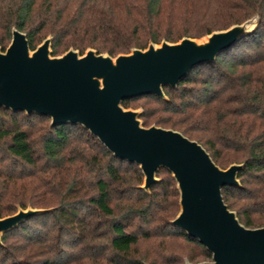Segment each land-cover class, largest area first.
Masks as SVG:
<instances>
[{
	"label": "trees",
	"instance_id": "trees-1",
	"mask_svg": "<svg viewBox=\"0 0 264 264\" xmlns=\"http://www.w3.org/2000/svg\"><path fill=\"white\" fill-rule=\"evenodd\" d=\"M253 17V33L193 67L177 87H164L167 100L141 95L122 105L143 107L144 126L180 132L222 169L242 164L240 186L223 188L222 197L241 224L257 228L264 225V0H0V45L8 47L16 28L32 49L51 36L54 56L92 48L116 57ZM157 176L148 192L140 167L116 158L84 127L0 107V218L29 206L53 209L3 235L0 264L210 260L170 224L179 193L168 171Z\"/></svg>",
	"mask_w": 264,
	"mask_h": 264
},
{
	"label": "water",
	"instance_id": "water-1",
	"mask_svg": "<svg viewBox=\"0 0 264 264\" xmlns=\"http://www.w3.org/2000/svg\"><path fill=\"white\" fill-rule=\"evenodd\" d=\"M257 24L253 17L199 39L150 42L116 57L92 48L54 56L51 36L32 49L27 35L14 28L8 47L0 45V107L48 117L52 126L84 127L116 158L140 167L141 188L148 192L159 181L157 174L168 171L179 193V211L170 224L210 255V260L184 264H264V225L245 227L222 197L223 188L240 186L243 165L222 169L196 141L171 129L146 127L143 109L122 105L141 95L167 100L164 87H177L193 67L213 62ZM50 211L29 206L0 218V245L6 232Z\"/></svg>",
	"mask_w": 264,
	"mask_h": 264
},
{
	"label": "rangeland",
	"instance_id": "rangeland-1",
	"mask_svg": "<svg viewBox=\"0 0 264 264\" xmlns=\"http://www.w3.org/2000/svg\"><path fill=\"white\" fill-rule=\"evenodd\" d=\"M49 37V36H48ZM41 44V43H40ZM39 44V45H40ZM5 50V49H4ZM137 109H143L144 110V108L143 107H139V108H137ZM154 124H152L151 126H153ZM155 126H157V125H155ZM150 127V126H149ZM159 127V126H158ZM158 177V176H157ZM159 178V177H158ZM2 241H3V238H2ZM176 242H180V243H183V241L181 240V239H179V238H177L176 240H175ZM184 244L186 245V247H187V249H188V251L193 255L192 257H194V256H196L197 254H198V250H197V248H196V246L194 245V244H190V243H185L184 242ZM147 245V243L146 242H143L142 244H141V247H145ZM185 260L186 261H189L187 258H184V263H185ZM189 262H191V263H197L196 262V260H194V261H189Z\"/></svg>",
	"mask_w": 264,
	"mask_h": 264
}]
</instances>
